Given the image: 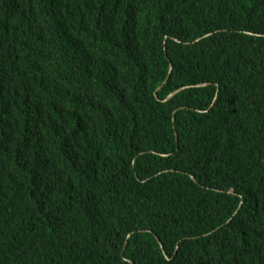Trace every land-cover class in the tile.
Here are the masks:
<instances>
[{
	"label": "trees",
	"instance_id": "obj_1",
	"mask_svg": "<svg viewBox=\"0 0 264 264\" xmlns=\"http://www.w3.org/2000/svg\"><path fill=\"white\" fill-rule=\"evenodd\" d=\"M0 264H264V0H0Z\"/></svg>",
	"mask_w": 264,
	"mask_h": 264
},
{
	"label": "water",
	"instance_id": "obj_2",
	"mask_svg": "<svg viewBox=\"0 0 264 264\" xmlns=\"http://www.w3.org/2000/svg\"><path fill=\"white\" fill-rule=\"evenodd\" d=\"M166 82H167V81H166ZM183 89H184V88H183ZM183 89L176 91V92L173 93L169 98H172L174 95H176L177 93L181 92Z\"/></svg>",
	"mask_w": 264,
	"mask_h": 264
}]
</instances>
